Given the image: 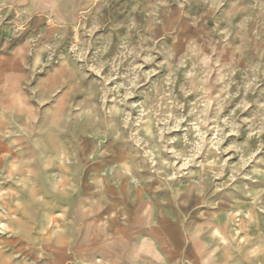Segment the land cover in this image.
Wrapping results in <instances>:
<instances>
[{
  "label": "clouds",
  "instance_id": "clouds-1",
  "mask_svg": "<svg viewBox=\"0 0 264 264\" xmlns=\"http://www.w3.org/2000/svg\"><path fill=\"white\" fill-rule=\"evenodd\" d=\"M0 264H264V0H0Z\"/></svg>",
  "mask_w": 264,
  "mask_h": 264
}]
</instances>
